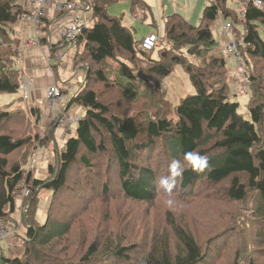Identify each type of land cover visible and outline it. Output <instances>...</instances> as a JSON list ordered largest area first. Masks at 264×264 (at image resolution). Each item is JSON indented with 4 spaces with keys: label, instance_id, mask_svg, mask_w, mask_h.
<instances>
[{
    "label": "trees",
    "instance_id": "1",
    "mask_svg": "<svg viewBox=\"0 0 264 264\" xmlns=\"http://www.w3.org/2000/svg\"><path fill=\"white\" fill-rule=\"evenodd\" d=\"M20 1L0 0V94H15L21 88L23 71L18 67L17 48L10 33L19 16L31 13L21 9ZM117 1L96 0L92 4V26L85 27L75 43L61 41L58 45L60 48L61 45H74L75 70L86 66L85 79L79 83L72 99L84 114L75 135L67 139L64 149L57 155L56 166H48L51 175L48 180H37L32 170L25 174L20 163L12 159L34 140L29 134L14 136L16 129L6 127L22 120L16 114L19 112H15L20 107L18 103L0 108V225L9 227L16 212V196L23 188L32 195L30 202L23 205L27 234L25 252L20 258L3 257L4 264H51L53 261L61 264L57 257L51 259L46 251L57 241L62 244L60 251L66 253L60 256L67 259L66 264H88L93 259L133 264L130 261L133 253L135 257L141 248L140 243L128 242L121 230L83 247L85 251L80 258L81 249L72 242L74 238H70L76 214L72 212L66 220L58 206L60 194L68 192L71 184L76 189L78 183H87L93 189V196L88 190L83 191L86 194L84 204L88 206L101 199L122 198L125 202L146 204L150 209L159 210L158 224L163 222L165 229L162 232V225L157 226L153 240H149L147 249L134 264H211L209 258L221 246L216 241L223 236L208 250L205 244L211 239L206 243L199 241L196 236L198 219L187 217L186 210L197 214V202L217 196L234 203L250 202L255 207L254 214L242 217L237 226L232 227L234 235L241 238L233 264L245 263L248 256V264H258L256 261L264 259V68L256 70L255 62L264 65L261 35L264 0H249L238 15L226 7L227 0H207L196 25L179 13L169 15L162 20L163 36L152 50L144 49L143 42L136 41L120 18L107 14V6ZM131 1L133 14L150 10L146 0ZM257 1L263 6L258 7ZM220 14L224 20L231 21L235 29L238 17L245 24L241 42L237 40L250 82L249 120L240 113V104L232 99L226 59L216 52L217 41L211 27ZM42 21L40 31L50 27L46 19ZM59 47L53 52L57 53ZM107 65H114L115 79L109 77ZM176 67L189 75L195 92L173 105L165 99L160 82L174 74ZM95 83L101 87H94ZM112 95H118V103L111 102ZM144 99L150 101L153 112L148 111V106L141 114H133V106ZM34 112L31 110L32 114ZM48 133L51 132L48 130ZM45 139L37 136L35 140L44 144ZM157 151L158 158H155ZM191 151L207 157L212 170L198 172L186 166L171 194L158 191L156 179L170 175L171 162ZM100 155H103L101 164L105 167L99 168ZM107 175L110 181L105 182L103 177ZM113 178L116 183L111 182ZM221 185H226V189L219 192ZM38 189L48 190L53 197L45 223L41 225L36 217L31 221L28 216L30 208L33 215L38 209ZM32 190L37 191L32 194ZM169 199L183 204L186 210L171 206L163 212L158 208V201L167 203ZM106 207L103 213L109 214L112 207L110 204ZM115 214L120 223L122 215L117 210ZM230 218L228 215L224 220L228 225H231ZM141 223L152 224L145 219ZM137 224L139 221L132 227ZM256 225L260 226L258 230ZM82 243L87 244V241Z\"/></svg>",
    "mask_w": 264,
    "mask_h": 264
},
{
    "label": "rangeland",
    "instance_id": "2",
    "mask_svg": "<svg viewBox=\"0 0 264 264\" xmlns=\"http://www.w3.org/2000/svg\"><path fill=\"white\" fill-rule=\"evenodd\" d=\"M174 3L178 4L176 0H173ZM185 3V0H180ZM125 2H128V0H125ZM123 4H119V6H116L117 8L122 9ZM192 8H190L191 14L196 15L197 17V22H199L201 18V14L203 12L204 8V1L202 2H197L196 0H192V4L190 5ZM229 9L232 10L235 14H239L238 10V4L235 2L232 3V1L229 2ZM235 10V11H234ZM221 18H224L220 15ZM219 17V18H220ZM32 20V17L28 18ZM33 21V20H32ZM194 21H196V18H194ZM197 22L193 25H196ZM221 21L218 20L215 24H219ZM226 22H229V20H226ZM231 22V21H230ZM34 23V22H33ZM35 25V23H34ZM244 23L243 20L238 17V22H235L236 29L234 30V36L236 39H238L241 42V35L244 31ZM261 35L264 38V31L261 29ZM216 41H219L218 34H214ZM237 40V41H238ZM217 54L219 56L225 57L226 62L228 63V68L233 69L238 67L237 61L231 57L230 55H227L225 53H221L218 50H216ZM258 63V62H257ZM255 62L256 70L260 68L261 70L264 68L263 63L257 64ZM114 67V65H112ZM107 65L105 67L106 70L110 71L109 77L115 79L116 75L114 73V68ZM258 67V68H257ZM263 67V68H262ZM227 68V80L228 83L230 82L231 75L229 74V69ZM75 69V68H74ZM177 69V70H176ZM174 74L169 76L166 79H163L160 82V87L162 90V93L164 94L165 99H167L169 102H171L173 105L177 103L183 95L188 94V90H191L189 92L190 94L194 93V88L191 84L189 75L182 70V68H177L176 67ZM81 72H83L84 77L83 80L85 79L87 69L86 66L81 68ZM176 72H180L181 75L177 74ZM242 72V71H241ZM257 72V71H256ZM241 75V76H240ZM239 77L241 79L242 77V82H240L239 85L236 86L235 83L232 84L231 87V95L232 99L235 102H238L235 98V91L236 94H239L243 97L242 100H239L240 104V113L244 115V118L246 120L250 119V115L248 112V108H246L248 99H249V94L248 95H243V87L246 81L245 74L242 72ZM252 77V76H250ZM253 78V77H252ZM81 81V82H82ZM80 82V83H81ZM252 82V80H251ZM231 85V83H229ZM73 85L78 88L79 83L77 79L74 80ZM99 85L95 83L94 87H98ZM234 86V87H233ZM101 87V86H100ZM98 87V88H100ZM74 89L71 91V95H73ZM101 92V91H99ZM1 97L11 99L13 98V95L11 94H0ZM113 99L111 102L113 104H116L119 102L120 98L118 95H112L111 96ZM15 98V97H14ZM18 103L19 104V109H17L15 112L19 115V118L22 120L17 122L16 124H9L6 125V127L9 128H15L16 129V134L14 136H31V138L34 140L31 143H29L25 148L17 152L15 155L12 156V159L15 161H18L21 165V167L24 169L25 174L30 172V170L33 171V176L37 180H48L51 175L48 173V166H56L57 163V155L61 153V151L64 149L65 144L67 139L70 137H67L64 140V136L66 137V133L69 131L65 127H59L58 124H55L54 121L50 120V116L48 112L43 108H39L37 106H30V102H27L23 98L17 99L14 102H12L10 105ZM4 106H9V104L1 103L0 102V108ZM118 107L117 105H115ZM149 106V110H148ZM61 107V106H60ZM31 110H34V114L31 113ZM142 110H148L150 113L153 112V108H151L150 101L148 99H144L140 102H138L135 106L132 108V113L133 114H141ZM37 113V114H35ZM25 115V116H21ZM52 116V115H51ZM56 126H53V125ZM12 126V127H11ZM4 127V128H6ZM263 137H264V126H263ZM48 130L50 133H48ZM20 132H25L21 134ZM66 132V133H65ZM37 136H42V138H46V143L40 144L38 143ZM47 136L49 139L47 140ZM54 139V141H53ZM53 141L50 142V141ZM159 150V149H158ZM158 152L155 155V158H158ZM34 154V157L32 158ZM101 158V161L98 163V167L100 168L105 167L101 164L102 161H104L103 155L99 156ZM35 158L39 160V166L37 168H34L33 165H35ZM99 158V160H100ZM47 160L46 164H43ZM95 162V161H94ZM95 164V163H94ZM40 166L44 168L45 170H40ZM39 171H36V170ZM103 181H110L109 176L107 175L106 177H103ZM111 182L116 183V179L113 178L111 179ZM199 188L196 187V190ZM203 189L208 190V187H203ZM221 189H226V185H221L218 187L219 192ZM84 190H88L89 193L93 196L92 193V187L88 186L87 183H78V187L75 189L74 185L71 184V187L68 192H63L59 196V207L61 208V212L64 213L63 218L65 217L66 220H69L71 215H73L72 212L76 214V219L74 221V230H73V235L70 238L74 245H79V248L81 249L80 253V258L85 251L83 247L88 245L89 243L93 242L95 239L101 237L104 238L107 234H112L116 235V233L121 230V233L125 234V239L128 242H133L137 241L140 243V249L137 251V255L134 257L133 253V259L130 261V263H135L137 261V257L141 256L143 252L147 249L149 240H153L154 238V232L157 231L158 225H162V232L165 229V225L162 222L161 224H158L159 222V210L155 211V209H150V207L146 204H139V203H134V202H125L121 199L119 200H97L94 204L87 205L84 204L86 202V198L84 197L86 194L83 193ZM201 190V189H200ZM37 191V190H36ZM36 191L32 190V194L36 193ZM26 188H23L21 192L16 196V212L12 216V220L9 223V228L15 229L16 225L18 227L17 231L18 234L14 236L13 238H9L5 241H0V264H4L3 262V257L5 258H20L23 256L25 249L27 247V244L24 243V239L27 237L25 226H24V212H23V205L27 204L30 202V199L32 195L28 194L27 196L25 195ZM39 193V200L40 203L38 205V209L36 213L33 215L32 210L30 208L29 211V218L32 221L33 216L34 218L38 220V223L44 224L45 223V216L46 213L50 210L51 204L53 201L52 193L49 192L48 190H40L38 189ZM30 195V196H29ZM29 196V197H28ZM214 198V197H213ZM207 199L205 202H195L196 207V213H193L190 209H185L184 205L181 203H177L176 201H173L172 205H169L166 202L163 201H158L157 206L159 209L163 210V212H166V210L170 209L168 207H176L179 210H186L185 214L187 217H190L192 220L197 218L198 222H196V229H197V238L199 239L200 242L206 243L208 242L209 239H211L205 246L209 250L211 246L215 245L214 241L223 236L221 239H218L216 241V244H220V248L212 253L211 257L209 258V262L211 264H233L234 256H235V251L240 248V242L241 238L240 235L235 234L232 232V227L237 226V222L244 216H252L254 214L255 207L253 204L250 202L240 204V203H234L231 202L230 200H224L221 196H217L216 199ZM93 199V198H92ZM124 206H122V203ZM110 204L112 207L111 212L108 213H103L105 209H107L106 205ZM150 211L148 212V210ZM118 211L120 215H122V224L117 223V218L115 211ZM204 210V211H203ZM146 212H148L146 214ZM200 212V213H199ZM44 214V215H43ZM146 214V215H145ZM145 215V216H143ZM228 215H230V224L226 223L224 221L225 219L228 218ZM92 216L94 218H92ZM62 218V219H63ZM145 219L146 222L152 223L150 225H146L144 223H141V221ZM135 221H139V224H137L135 227L133 226V223ZM221 221H224L223 224L220 226ZM5 226V225H4ZM198 226V228H197ZM8 227V226H5ZM260 226H255V229L258 230ZM214 239V240H212ZM84 241H87L86 243H82ZM81 243V244H80ZM61 245L60 242H56L51 248L46 250L48 252V255L50 256L51 259H56V257L60 260L61 264L63 261V264H66L67 259H62L61 254L66 255V253H62L61 250ZM69 245H71L70 239H69ZM10 250H9V249ZM10 253L8 254V252ZM264 252V251H263ZM246 254V253H245ZM247 255V254H246ZM249 257V256H248ZM248 257L245 260V263L243 264H248ZM79 258V259H80ZM240 258H241V252H240ZM78 259V260H79ZM65 260V261H64ZM51 264L57 263L56 261L50 262ZM258 264L264 263V259H260L256 261ZM88 264H113V262L109 263H104V261L98 260V259H93L90 263Z\"/></svg>",
    "mask_w": 264,
    "mask_h": 264
},
{
    "label": "crops",
    "instance_id": "3",
    "mask_svg": "<svg viewBox=\"0 0 264 264\" xmlns=\"http://www.w3.org/2000/svg\"><path fill=\"white\" fill-rule=\"evenodd\" d=\"M69 1L76 2L78 5L82 6L87 4H94L96 0ZM176 1L178 2V4L174 3L173 0H146L147 4L150 7V10L146 12L140 11L138 14H133L131 0H128V2H125V0H118L114 4L107 6V14L111 17L120 18L123 25L131 30V32L135 36V39L140 42H144L147 37L160 32L161 22L163 18H166L167 16L174 13L183 15L185 19L192 24H195L197 22L195 13L190 15V8H192L190 5L192 4V0H185V3L180 0ZM196 1L199 3L204 1V6L206 5V0ZM230 1H232V3L235 2L236 4H238L239 14L249 2V0H227L225 5L228 9ZM120 3L124 6L119 10V8H117L116 6H119ZM19 5L24 12H33V8L29 0H21ZM28 16L32 15L30 14ZM79 16L85 18L84 20L89 21L88 27L92 26V11H85L82 8L79 12ZM74 18V13H58L54 9L53 5H51L46 9L44 16V19H46V21L50 23V27L48 29L37 33V28L35 27L33 21L25 16H19L17 21L13 24V28L10 34L11 39L14 42V46L17 48L18 67L23 71L21 88L24 85L29 88V98L26 101L31 103V107L37 106L47 111H51V108L47 101L46 91L51 86H57L62 89L63 92L61 108L68 110L73 114H80L81 116H83L84 114V110L80 106L72 103V99L78 91V88L73 85L74 80L77 79L78 83H80L84 77L83 72H81L80 69L75 70L73 66V59L76 49L74 48V45H67L65 47L61 45V48L58 46L59 44H61L59 30L64 25L71 23ZM194 18H196V21H194ZM218 20H220L221 22L219 24H215ZM218 20L212 25L211 29L213 34L216 33L219 37V41H217V50L221 53H224V47L229 41V35L225 32L224 27L227 23L230 22L225 23L226 20L221 17ZM43 39H45L44 42L42 41ZM57 47H59L60 49L57 51V53H54L53 49ZM82 49L83 47L81 46L80 50ZM57 54L62 55V59L60 61L56 57ZM234 64L235 68L233 69H229L227 65L229 74L231 75L229 82L231 83V87L233 83H235L237 86L243 80L242 77L241 79L239 77V75L242 74L241 70L236 67V63ZM176 73L181 75L180 72ZM21 88L18 93L11 94L13 95V98L11 99L0 96V102L7 105L11 104L17 99L23 98ZM73 89L74 92L73 95H71V91ZM234 91V95L238 103L240 102L239 100H242V98H246L239 94H236V90ZM189 92H191V90H188V94H190ZM187 95H183L181 99L185 98ZM179 101L175 103V105H178ZM12 109H14V107H12L11 110ZM48 114L50 116V120L52 121V111L48 112ZM75 132L76 128L69 130L67 133L65 132L66 137L64 136V140L69 136H74ZM34 162L35 165H33V167L37 168V166H39V160L35 158ZM46 163L47 160L43 164ZM40 167V170H45L44 168H42V166ZM36 171L39 170L37 169ZM9 253L10 251L8 252V254Z\"/></svg>",
    "mask_w": 264,
    "mask_h": 264
},
{
    "label": "built area",
    "instance_id": "4",
    "mask_svg": "<svg viewBox=\"0 0 264 264\" xmlns=\"http://www.w3.org/2000/svg\"><path fill=\"white\" fill-rule=\"evenodd\" d=\"M30 4L32 5L33 12L31 13L32 16H25L27 18L32 17V20L35 22V27L37 28V33L40 32V27L43 25V19L45 16V11L48 7L53 5L54 9L58 13H74V20L64 25L59 30V35L61 41L67 42H76V39L79 35L82 34L85 27H88V20H84L79 16V12L83 8L85 11H92V4L87 5H78L76 2H72L69 0H29ZM207 3V0H206ZM258 7H262V3L260 1L256 2ZM86 14V13H85ZM221 15V14H220ZM219 15V16H220ZM222 16V15H221ZM225 32L229 35V41L224 47V53L234 57L238 63V68L245 74V84L243 87V95H248L250 90V82L248 79V75L245 70V65L242 61V57L239 50V45L236 37L234 36V27L232 23H227L224 27ZM163 36V25L161 22V30L159 33L151 35L147 37L144 42L142 43V47L147 50H152L155 46H157L159 39ZM56 57L60 61L62 59L61 54H57ZM21 92L24 99L29 98V88L24 85L21 88ZM47 101L52 110L51 119L59 127H65L68 130L75 129L78 123L80 122L81 115L80 114H73L72 112L62 109L61 101L63 99V92L57 86H51L46 91ZM25 194L26 196L29 194L28 191ZM18 227L15 229H11L9 227H5L4 225H0V241H5L9 238H13L18 234L17 231Z\"/></svg>",
    "mask_w": 264,
    "mask_h": 264
},
{
    "label": "clouds",
    "instance_id": "5",
    "mask_svg": "<svg viewBox=\"0 0 264 264\" xmlns=\"http://www.w3.org/2000/svg\"><path fill=\"white\" fill-rule=\"evenodd\" d=\"M186 166H190L193 171L198 172L212 170L207 157L201 156L196 151L184 153L182 159L173 160L169 165L170 175L158 177L156 179L155 183L157 190H163L171 194L176 186L177 179L183 176ZM167 203L172 205L173 201L169 199Z\"/></svg>",
    "mask_w": 264,
    "mask_h": 264
},
{
    "label": "bare ground",
    "instance_id": "6",
    "mask_svg": "<svg viewBox=\"0 0 264 264\" xmlns=\"http://www.w3.org/2000/svg\"><path fill=\"white\" fill-rule=\"evenodd\" d=\"M34 22V21H33ZM35 23V22H34ZM137 41V40H136ZM126 59H127V57H126ZM129 59V58H128Z\"/></svg>",
    "mask_w": 264,
    "mask_h": 264
}]
</instances>
